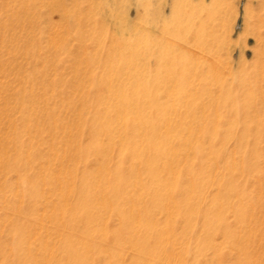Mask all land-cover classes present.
Returning <instances> with one entry per match:
<instances>
[{
    "label": "rangeland",
    "instance_id": "1",
    "mask_svg": "<svg viewBox=\"0 0 264 264\" xmlns=\"http://www.w3.org/2000/svg\"><path fill=\"white\" fill-rule=\"evenodd\" d=\"M158 200L179 264H264V0H0V264H146Z\"/></svg>",
    "mask_w": 264,
    "mask_h": 264
},
{
    "label": "bare ground",
    "instance_id": "2",
    "mask_svg": "<svg viewBox=\"0 0 264 264\" xmlns=\"http://www.w3.org/2000/svg\"><path fill=\"white\" fill-rule=\"evenodd\" d=\"M148 102L152 103L151 100H148ZM144 103H147V102H144ZM112 105L113 104L111 103L110 105H108V107H111ZM117 112H118L117 115L119 116V119H121V121L124 122L125 124L129 122H133L132 121L134 119V115L132 114L134 113L133 111L130 112L129 110H125V111L118 110ZM140 113H141V117L147 115V111H145L144 109H141L140 112H138L137 114H140ZM147 139H148L147 143H149L148 147L149 149L152 150V154H154L153 163L157 162L158 160H162L160 163H156V164H160L161 166L165 167L163 133L161 132V133L155 134ZM144 142L145 140L141 138L140 144H143ZM170 149H173V147H170L169 150ZM129 150H130V154H132L134 159H138L142 155L137 145H135L133 148H129ZM153 163L148 168H150L154 173L159 172L160 168L156 165H153ZM154 188L156 190V193H160V194L165 193V195H167V192H170L172 189V188H169L167 184H164L162 182L156 183ZM119 191H121L120 187H119ZM158 202H160V204L164 208L163 209L164 211L163 213L165 215L164 225L166 228L163 229L160 226H157V224L154 225L151 222H144V223L139 222L140 224L138 225L142 227L146 226L148 230H152L154 232L159 231L160 234L167 233L168 236L166 238L159 239L157 243L154 242L150 247L144 250H138L137 248H135V250H137L136 259H140L141 257L144 256L145 260L147 261L146 264H157L159 262L161 263L163 262L164 264H179L178 261L176 260V257L178 255L177 251H174V250L180 247L181 244L178 242L179 240L178 238L170 237L169 216H171L173 212H175L173 210L174 206L173 205L170 206L169 204H166V203L164 204L160 200H158L156 204ZM235 209H237V212L243 211L241 206H235ZM226 238L227 239L225 241L221 242V244H223L224 246L231 245V244L233 245L235 242L236 236L230 232L226 234ZM151 242L152 241H148L149 244H151ZM169 246L172 247L173 251H171ZM218 253L221 254V251L219 250Z\"/></svg>",
    "mask_w": 264,
    "mask_h": 264
}]
</instances>
